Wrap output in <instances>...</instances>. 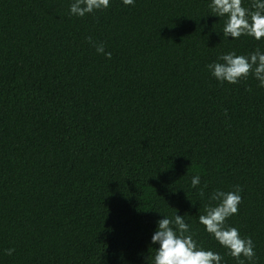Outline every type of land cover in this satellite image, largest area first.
<instances>
[{
  "label": "trees",
  "instance_id": "1",
  "mask_svg": "<svg viewBox=\"0 0 264 264\" xmlns=\"http://www.w3.org/2000/svg\"><path fill=\"white\" fill-rule=\"evenodd\" d=\"M73 2L0 0V40L43 3L88 55L48 92L22 78L0 89L26 106L0 128V264H153L158 221L176 212L221 264H238L198 220L214 191L236 185L226 224L264 264V87L251 74L221 83L207 67L264 53V38L223 37L211 0H110L82 18Z\"/></svg>",
  "mask_w": 264,
  "mask_h": 264
},
{
  "label": "clouds",
  "instance_id": "2",
  "mask_svg": "<svg viewBox=\"0 0 264 264\" xmlns=\"http://www.w3.org/2000/svg\"><path fill=\"white\" fill-rule=\"evenodd\" d=\"M122 2L124 5H134V0ZM109 6L110 0H74L70 5V14L82 18ZM209 8L214 16L226 18L223 37L238 39L246 35L257 41L264 38V0H252L249 8L242 6V0H211ZM88 42L97 53L111 59L112 54L105 51L103 43L97 44L91 37H88ZM219 61L222 62H214L207 67L221 83L237 84L251 74L259 81V86L264 87V53L259 49L246 56L229 52L221 55ZM200 181L199 175L193 176L192 187L197 188ZM241 192L239 185L234 186L232 191H214L209 197V204L205 206V213L199 215L198 220L238 264H245V260L254 264L256 253L252 239L242 238L236 227L226 224L228 218L238 213V206L242 202ZM200 195H204L203 189ZM193 237L191 226L184 216L177 212L171 218L164 216L158 221L157 230L151 237L152 244H159L153 264H221L223 257L219 253L204 249ZM14 251L10 248L5 254L11 256Z\"/></svg>",
  "mask_w": 264,
  "mask_h": 264
},
{
  "label": "rangeland",
  "instance_id": "3",
  "mask_svg": "<svg viewBox=\"0 0 264 264\" xmlns=\"http://www.w3.org/2000/svg\"><path fill=\"white\" fill-rule=\"evenodd\" d=\"M87 58L41 3L0 40V89L22 78L30 90L48 92ZM13 102L0 97V128L26 109Z\"/></svg>",
  "mask_w": 264,
  "mask_h": 264
}]
</instances>
